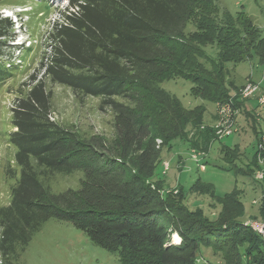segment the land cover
Wrapping results in <instances>:
<instances>
[{"label": "trees", "instance_id": "obj_1", "mask_svg": "<svg viewBox=\"0 0 264 264\" xmlns=\"http://www.w3.org/2000/svg\"><path fill=\"white\" fill-rule=\"evenodd\" d=\"M63 16L53 29L54 49L42 62L43 75H32L25 83L30 89L11 107L16 130L10 141L20 175L11 202L0 206L2 263L13 264L43 223L57 218L117 253L119 264H218L204 255L203 246L220 252L223 264H264V243L244 224L239 189L217 196L222 211L211 220L191 210L184 193L166 192L165 181L155 179L162 148L186 138L190 129H199L203 140V145L190 141L192 148L206 151L218 139L214 127L202 128L203 102L186 108L162 87L174 77L190 81L196 99L233 100L245 114L254 133V173L260 105L247 107L250 99L240 98L227 75L228 65L255 58L264 68V29L243 9L236 16L221 11L216 0H69ZM13 30V21L0 17V82L12 75L3 49ZM48 76L102 98L114 113L113 142L82 137L52 118ZM222 151L230 164L240 155L237 145ZM77 170L83 172L78 189L57 192L45 182ZM207 188L198 178L190 190L207 193ZM258 212L248 218L263 215L261 207Z\"/></svg>", "mask_w": 264, "mask_h": 264}, {"label": "rangeland", "instance_id": "obj_2", "mask_svg": "<svg viewBox=\"0 0 264 264\" xmlns=\"http://www.w3.org/2000/svg\"><path fill=\"white\" fill-rule=\"evenodd\" d=\"M216 2L221 11L229 12L233 16L238 11L245 10L251 20L264 29V0ZM68 5L69 0H0V17L12 15L15 22L12 37L8 40V46L3 49L7 67L13 69L10 71L12 75L0 82V206L11 202L12 189L20 175L15 159L17 148L10 141V135L15 129L11 107L17 96L26 94L30 89L25 83H30L31 76L40 78L43 75L42 62H45L54 49L53 29L57 23L63 21ZM190 29L191 25L187 27V30ZM201 61L207 67L210 66L207 59ZM228 67V84L234 83L240 88L251 77L264 89V68L260 66L257 58L234 66L230 64ZM44 82L51 93L52 118L58 124L71 128L82 137L100 135L109 143L113 142L116 137L114 113L102 105L101 97L75 92L72 87L55 82L49 76ZM162 87L177 96L186 108H194L203 102L206 111L202 128L214 127L219 105L192 96L190 81L174 77L164 81ZM231 93L233 96L237 94L234 89ZM246 105L250 108L257 107L258 102L250 99ZM258 110L264 119V107L259 106ZM239 118V132L215 140L205 151V158H202L203 155L199 156L205 163L204 170L191 156L193 146L190 141H198L203 145L199 129L196 128L190 129L186 138L174 140L172 147L164 146L162 161L156 167L155 179L165 181L166 192L184 193V203L191 210L211 220L222 211L217 196L231 193L235 188L239 189L238 197L244 204V218L259 215V205L253 204V201L261 198L263 187L255 181V171L252 172L254 133L245 114ZM260 124L263 125L264 121ZM235 145L239 148L240 155L230 164L223 158L222 148ZM166 161L169 162V169L163 173ZM12 172H15V176H12ZM82 178L83 172L77 170L71 173H55L48 180L45 179V182L53 191L59 192L68 188H80ZM198 178L209 183L207 193L190 190ZM246 247L245 245L244 249ZM202 250L206 257L223 264V255L220 252L205 246ZM12 261L13 264H119L117 253L94 244L83 230L71 222L57 218H50L43 223L25 250L20 251V255L13 257ZM0 264H3L1 258Z\"/></svg>", "mask_w": 264, "mask_h": 264}, {"label": "built area", "instance_id": "obj_3", "mask_svg": "<svg viewBox=\"0 0 264 264\" xmlns=\"http://www.w3.org/2000/svg\"><path fill=\"white\" fill-rule=\"evenodd\" d=\"M240 98L242 99H256L261 107H264V89L259 82L254 81L251 77L244 83L239 89ZM232 102L218 104V118L214 125L215 134L218 139L232 135L234 132H239L240 129V116L242 115L240 108L233 106ZM260 121H264L262 116L259 118ZM205 158L207 152L193 148L192 158L197 161L200 168L205 169V163L202 159ZM257 161L258 167L255 169L254 179L259 184H264V124L261 125L259 134V141L257 143ZM169 169V162L164 163L165 173ZM253 204L259 205L262 208L263 215L258 218H248L245 221V225L254 230L263 240L264 243V192L261 194L259 200L255 199ZM256 264V263H255Z\"/></svg>", "mask_w": 264, "mask_h": 264}, {"label": "bare ground", "instance_id": "obj_4", "mask_svg": "<svg viewBox=\"0 0 264 264\" xmlns=\"http://www.w3.org/2000/svg\"><path fill=\"white\" fill-rule=\"evenodd\" d=\"M179 241H180L179 235L178 234H174V240H173V242L174 243H178Z\"/></svg>", "mask_w": 264, "mask_h": 264}]
</instances>
